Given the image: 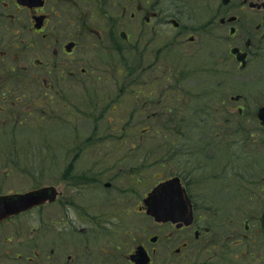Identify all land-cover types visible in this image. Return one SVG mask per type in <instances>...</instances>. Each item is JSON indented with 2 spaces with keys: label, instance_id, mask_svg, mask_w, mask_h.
<instances>
[{
  "label": "rangeland",
  "instance_id": "rangeland-1",
  "mask_svg": "<svg viewBox=\"0 0 264 264\" xmlns=\"http://www.w3.org/2000/svg\"><path fill=\"white\" fill-rule=\"evenodd\" d=\"M167 30L170 32V41L177 38L174 29ZM178 40L184 46L180 45L181 42L172 44L167 60L161 61H169L177 69L178 75L184 72L186 76L176 77L177 84L171 78L169 85L166 79L157 80L145 75L142 86H148L146 88L149 89L145 92L149 93L152 87L155 88L149 97L127 96V75L131 72L134 75L136 66L131 51L125 53L124 62L114 54L106 56L104 51L102 60L97 61L104 63L106 69L114 71L115 75L119 69H123L124 75L119 78L114 75L109 82L77 86L78 90L73 87L74 91L64 98L76 103L77 115L64 119L62 116L58 120L40 119L41 127H35L34 130L29 124L35 119L23 113L26 106L14 107L13 114L10 110L1 114L0 193L27 192L51 185L63 190L64 182L59 174L68 162L67 150L75 144H95V150L99 153L87 154L85 161L90 163L88 158L96 156L94 160L98 162L97 167L106 176L79 202L90 207L88 211L91 217L105 216L106 221L111 218L113 226L104 228L102 235L107 236L106 238L115 237L120 247L114 248L116 242L106 247V239L99 243L97 240L92 241L96 235L92 230H87L89 224L82 223L79 213L71 209L64 210L68 214L70 232L56 245L55 231L62 232L64 227L58 229L49 226V221L60 224L63 218L62 212L58 215L59 208L53 204L44 207L39 214L19 217L8 225L0 226V254L8 256L3 262L20 264L16 256L22 254L23 259L28 255V250L37 243L36 237L41 235L40 243L43 244L41 248H44V252L53 251L55 258H61L64 262L71 256L72 261L79 260L80 264H93L91 260H98V264H129L128 254L142 243L152 253L153 264H164L168 258L174 264L219 263L215 250L210 245H207L208 251H203V254L197 253L196 244H192L190 251L182 252L185 258L176 254L174 250L183 246L190 231H176L169 224L159 225L143 209L142 198L153 186L159 180L175 177L178 173L188 177L187 181H183L184 186H188L192 197L202 204L199 212L211 217L209 222L215 230L214 236L224 238L220 239V243L225 245L226 257L230 259L228 254L231 251L241 253L245 250L242 245L230 250V242L234 241L235 233L236 238L239 234L247 233L251 239L258 241L259 249L254 250V254H263L264 243L260 239L264 236L260 232V215L264 209V128L260 127L254 114L264 104V64L250 69L249 76L236 73L231 65L219 70L210 44L206 43L205 46L208 47L202 50L201 39L192 45L186 42L185 36ZM183 47L187 48V52ZM145 63L148 64L149 61ZM160 64L163 70L164 64L159 63L155 65L154 71ZM161 70L159 68L157 72ZM21 83L13 79L8 86L16 88ZM172 85L176 89L168 90ZM123 92H126L127 97L123 98L120 94ZM240 95L242 100L236 102L234 98ZM120 99L123 105L118 106V112L114 114L113 103ZM149 99L153 105L147 107L148 112L155 111L158 115L154 121L147 120L145 123L134 111L140 106L139 103ZM208 100L214 102L215 110L221 108L223 101L229 109L228 113L231 112L232 115L240 114V106L244 108L247 136L243 139L247 140L242 143L241 149L232 146L236 142V138L232 139L236 135V128L232 125L218 124V130L205 129L200 117H203L201 111L206 110ZM127 105L128 109L125 110ZM210 108L213 109L212 106ZM131 112L134 113L133 116H130ZM16 113L24 120L21 119V129L13 132ZM225 114L227 115L226 112ZM182 118L187 119L182 122ZM118 124L125 125L124 127L134 126L135 129L123 135V129L113 130L110 127ZM128 139L137 144L135 153L134 150L132 152L135 155L133 158L127 154L130 143L123 142ZM120 145H127L124 152L119 150ZM125 155L128 159L124 158ZM70 157L72 156L69 155ZM147 158L149 159L146 161ZM53 159L54 168L58 172L55 175L50 163ZM79 164L80 167L83 166V158H80ZM191 170L192 174L189 176ZM110 180L112 187L107 190L104 183ZM114 194L118 201L108 202ZM60 199L62 203L64 199ZM99 203L104 204L102 208H99ZM246 227L248 228L245 229ZM35 230L39 231L38 236ZM169 234L175 239L172 244H166ZM155 235L158 240L153 243L150 238ZM192 239L191 236L190 242ZM74 241L78 242L79 249L73 247ZM215 243L217 241L212 244ZM221 247L219 251H222ZM100 248H105V253Z\"/></svg>",
  "mask_w": 264,
  "mask_h": 264
},
{
  "label": "flooded vegetation",
  "instance_id": "flooded-vegetation-1",
  "mask_svg": "<svg viewBox=\"0 0 264 264\" xmlns=\"http://www.w3.org/2000/svg\"><path fill=\"white\" fill-rule=\"evenodd\" d=\"M167 29H174L177 38L170 41V32ZM181 36H185L186 42L191 45L201 39L202 50L208 47L205 46L206 43L210 44L219 70L231 65L236 73L249 76L250 69L259 68L264 64V0H0V117L6 110L13 114L14 107L18 105L26 106L23 113L35 120H58L62 116L64 119L77 115L76 103L67 101L64 96L74 91L73 87L78 90L77 86L109 82L115 75L114 71L110 72L104 63L99 62L104 51L108 57L113 54L119 56L122 62L125 53L131 51L136 66L135 74L127 75V96L149 97L155 88L152 87L151 93L144 94L149 90L146 88L148 86H142L145 75L157 80L166 79L169 85L171 78L186 76L184 72L178 75L177 69H174L169 61H161L167 60L172 44L181 42L180 45H183V42L178 40ZM183 50L187 52L186 47H183ZM146 61L149 63H145ZM159 63L164 64L163 70L160 64L157 70L160 68L161 71H154L155 65ZM122 75L123 69H119L115 78ZM13 79L22 83L16 88H10L8 83ZM175 83L177 84V79ZM172 86L168 90L176 89ZM125 93H120L123 98L127 97ZM151 103L150 99L144 100L134 111L145 123L158 115L155 111L148 112L147 107L152 106ZM117 109L116 107L114 114L118 112ZM127 109L128 105L125 107V110ZM240 111H244L241 106ZM15 116L21 117L18 113ZM124 126L118 124L110 127L113 130L134 128ZM123 142L130 143L129 150H136V145L131 139ZM127 145H120L119 150L124 152ZM95 149V144L83 143L75 144L67 150L68 154L72 153L69 154L72 157L69 158L67 154L68 162L62 167L63 190H58L55 186L59 194L50 204H55L59 208L57 214L62 212L63 216L60 224L54 223L58 229L64 227L62 232L55 231L56 245L70 232L68 214L64 212L70 209L79 213L82 223L89 224L87 230H92L96 235L92 241L97 240L99 243L106 239V247L116 242L115 237L106 238L107 236L102 235L104 228L113 226L111 218L106 221L105 216L91 217L88 211L90 207L79 202L101 183L103 176H106V173L100 172L101 168L97 167L98 162L94 160L96 156L88 158L90 163L85 161L87 154L99 153ZM127 154L129 157L133 156ZM80 158H83L82 167L79 164ZM124 158L128 159V156L125 155ZM50 163L55 175L57 169L54 168V159ZM114 178L116 180V177ZM104 186L105 189H110L111 180L105 182ZM60 198L64 199L62 203ZM107 201L116 203L117 195L114 194L112 199ZM47 205L49 204L8 218L1 222L0 226L8 225L19 217L39 214ZM103 205L99 203V208ZM199 207L202 208V204L193 201V224L176 230L190 231L183 246L174 250L176 254L184 256L182 252L190 251L192 244H196L197 253L203 254V251H208L207 245H210L218 257L217 264H264V249L263 254L255 255L254 250L259 249V242L251 239L247 233L239 234L237 238L235 233L234 241L229 238L230 250L236 249L238 245H242L245 250L241 253L231 251L228 254L230 259L226 257L225 245L220 243L222 238L214 236L215 230L209 222L211 217L200 213ZM49 224L52 226L53 222L50 221ZM169 226L175 229L174 225ZM38 232L36 231L37 236ZM260 232L262 235V230ZM191 236L193 239L190 242ZM41 238V235L36 237L37 243L31 246L28 255L23 259L22 254L16 256L20 264H80L79 260L72 261L71 256L64 262L61 258L56 259L53 251L45 253L44 248H41ZM174 240L173 235L169 234L166 244H172ZM260 240L264 243V238ZM213 241L217 243L212 244ZM77 244L78 242L74 241L73 247L79 249ZM114 245L115 249L120 248L119 243ZM220 247L222 251H219ZM139 249L147 251L151 258L148 264H153L152 253L148 246L142 243L128 254L129 264H136L132 256L136 255ZM99 250L105 253V248ZM6 257L8 256L0 254V264H10L2 261ZM91 261L98 264V260ZM164 264L174 263L168 258Z\"/></svg>",
  "mask_w": 264,
  "mask_h": 264
},
{
  "label": "water",
  "instance_id": "water-1",
  "mask_svg": "<svg viewBox=\"0 0 264 264\" xmlns=\"http://www.w3.org/2000/svg\"><path fill=\"white\" fill-rule=\"evenodd\" d=\"M261 126H264V106L258 112ZM161 193H163L161 195ZM57 192L54 187L40 188L37 191H29L26 194L0 196V222L20 212L41 205L46 201L52 202ZM147 214L154 221L166 223L171 221L180 226H189L192 223L193 209L191 200L185 189L180 184L179 177L164 181L153 188V191L145 198ZM261 227L264 230V211L261 215ZM155 242L156 237L151 239ZM136 264H146L150 261L146 251L139 249L132 257Z\"/></svg>",
  "mask_w": 264,
  "mask_h": 264
},
{
  "label": "trees",
  "instance_id": "trees-1",
  "mask_svg": "<svg viewBox=\"0 0 264 264\" xmlns=\"http://www.w3.org/2000/svg\"><path fill=\"white\" fill-rule=\"evenodd\" d=\"M132 73L133 72H131L129 74L132 75ZM220 85H219V87H220ZM149 93H151V92H149ZM149 93L144 92L145 95L146 94H149ZM206 103H207V105H206L207 108H206V110L202 109L201 114H203V117H200L201 118V122L203 123V126H205V129L211 128V129L218 130V128H217L218 127V124H221L223 126L230 125V127L232 125L234 128H236V135H234V137L232 138L233 140H235L234 138H236V140H235L236 142L235 143H232V146L233 147L234 146H238L241 149L242 148V143L243 142H246V140H247V139H243L244 137L247 136V129H246L245 125H244L245 124V122H244L245 116H243L242 114L237 115L238 113L237 114H234V115H232L233 113L231 114V112L228 113L229 112V109L226 108V106L224 105L223 101L220 104L221 108H218V110H215V107L216 106H214V102H211V101L208 100V102H206ZM209 103H211V104H209ZM122 105H123V103L122 104H119L120 107H122ZM210 106H212L213 109L210 108ZM225 112L227 113V115L225 114ZM133 115L134 114L131 113L130 116H133ZM136 115H138V114L136 113ZM182 119H183L182 122H184L187 118H182ZM29 125H31V127L34 130H35V127L36 128L41 127L40 118L39 119L37 118V120H34V122H32V124H29ZM211 125H212V127H211ZM21 127H22V122L16 120L13 123L12 131L15 132V130H20ZM131 129L124 130L123 131L124 132L123 135H125V132L128 134ZM36 130H39V129H36ZM157 133H159V132H157ZM213 136L214 137H217L216 135H213ZM250 138L253 139V136H251ZM209 145H211V144H209ZM36 147H38V146H36ZM148 159L149 158H147L145 160L147 161ZM40 168L43 169L42 167H39V169ZM193 173H195V170H193ZM191 174H192V170H191V172L188 175L191 176ZM177 175L182 176L184 178V180L187 181L186 178H188V177L186 175H184L182 173H178Z\"/></svg>",
  "mask_w": 264,
  "mask_h": 264
},
{
  "label": "snow or ice",
  "instance_id": "snow-or-ice-1",
  "mask_svg": "<svg viewBox=\"0 0 264 264\" xmlns=\"http://www.w3.org/2000/svg\"><path fill=\"white\" fill-rule=\"evenodd\" d=\"M163 193H161V195H162Z\"/></svg>",
  "mask_w": 264,
  "mask_h": 264
}]
</instances>
